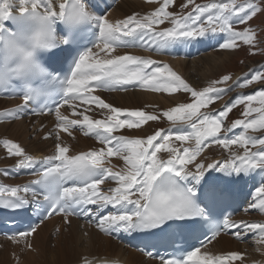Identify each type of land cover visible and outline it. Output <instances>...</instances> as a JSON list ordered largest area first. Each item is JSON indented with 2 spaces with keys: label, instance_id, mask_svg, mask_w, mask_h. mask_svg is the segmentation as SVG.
I'll return each mask as SVG.
<instances>
[{
  "label": "snow or ice",
  "instance_id": "1",
  "mask_svg": "<svg viewBox=\"0 0 264 264\" xmlns=\"http://www.w3.org/2000/svg\"><path fill=\"white\" fill-rule=\"evenodd\" d=\"M146 3L159 6L144 15L133 13L112 21L106 15L90 11L87 0H0V91L9 98L22 100L16 109L0 112V119H21V114L28 110L44 115L43 109L36 112L30 106L42 95L54 91L61 97L54 109H48V113L54 111L57 121L53 155L38 161L18 143L4 141L8 155L19 158L17 169H31L38 164L41 168L35 173L38 179L31 181L36 187L0 185V208L21 210L42 196L48 206L44 218L61 215L68 224L69 217L86 216L108 235L117 231L129 235L164 234L175 237L174 242L179 243L201 222L212 221L217 206L229 194L227 185L257 170L264 172V136L247 135L249 130L264 131V88L238 96L211 115L201 109L222 99L231 89L209 86L198 91L166 64L130 54L113 55L137 42L154 53H162L174 45L209 34L226 35V42L220 45L225 50H235L241 43L256 48L260 41L249 22L264 12V0H219L203 5L185 0L180 8L191 6L187 13L168 10L175 0H146ZM165 23L171 26L160 27ZM237 25L245 27L237 30ZM89 29L96 30L92 33L96 41L92 48L81 52L83 33ZM100 52L105 53L104 58H100ZM69 58H73L72 63L64 68ZM58 72L65 73L63 78ZM229 80L231 77L225 75L212 84H226ZM253 83L264 85V69L253 71L234 88H247ZM128 86L169 95L182 90L190 94L192 102L179 103L157 115L122 109L94 94L98 90L127 91ZM253 102L261 107H251ZM238 104H245L241 113L244 119H236L225 131L237 128L243 131L232 137L221 136L224 120ZM65 106L71 109L70 115L60 111ZM96 109L104 113L103 119H93L87 114ZM253 113L258 116L248 119ZM161 116L172 126L186 125L190 131L181 129L173 133L171 129H160L144 138L115 134L124 129H139ZM77 128L85 136H94L103 147L69 155L70 148L63 143L60 133L72 137ZM51 135L48 133L45 139ZM173 140L179 141L180 146H174ZM191 141L194 146H183ZM213 144L226 150L236 145L244 151L225 161H198L197 157ZM162 152L168 154L167 158L158 156ZM113 156L123 160L126 165L123 172H113L106 166L108 158ZM189 164L193 167L189 168ZM211 170L222 172L224 177L212 176ZM109 178L117 187L106 194L100 186ZM256 191L260 203L249 207L264 212V184ZM109 206H119L120 210L105 213ZM222 225L225 229H235L232 234L237 239L252 232L257 243H264V223L237 222L225 216ZM35 231L36 226H32L19 236L26 238ZM219 234V229H214L211 237L201 241V247H206ZM201 247L190 252L179 249L187 253L186 258L174 255L160 259L162 264H234L243 259L238 252L201 253Z\"/></svg>",
  "mask_w": 264,
  "mask_h": 264
},
{
  "label": "bare ground",
  "instance_id": "2",
  "mask_svg": "<svg viewBox=\"0 0 264 264\" xmlns=\"http://www.w3.org/2000/svg\"><path fill=\"white\" fill-rule=\"evenodd\" d=\"M113 9L107 13V17L112 20L124 19L133 13L140 15L147 14L155 10L158 6L155 3H146V0H121L120 2H113ZM165 27V25L163 26ZM159 30V29H157ZM227 37L224 34L206 35L205 37L197 38L187 43L174 45L162 53H154L151 50L145 49L139 45L134 52L130 49H118L113 55L130 54L140 56L143 58L152 59L161 65H168L173 71L180 75L184 80H188L195 86L206 85L205 83L214 80L215 77L221 76L227 71V64H231L234 58V53L231 51L220 52L218 46L222 42H226ZM195 46V53H192V46ZM180 50V53L173 54L172 50ZM99 52V49H93ZM198 50H203L201 54L196 53ZM203 54V55H202ZM199 55V56H198ZM202 55V56H201ZM105 53L102 52L100 58H104ZM236 74V79L241 78L240 73ZM235 79V80H236ZM231 84H234V81ZM230 84H228L229 87ZM262 84L255 85L251 89L262 88ZM227 87V88H228ZM234 88V86L229 87ZM179 92V91H178ZM182 92V91H181ZM242 92V91H241ZM177 93V92H176ZM180 93V92H179ZM95 95L101 96L107 102L122 109L144 110L150 108L163 107L169 109L182 102V95H169L163 92L146 91L142 87L126 92H112L103 93L95 92ZM234 96L228 95L226 98L220 99L219 106L222 107L232 102ZM19 102L16 100L0 99V112L12 111L16 109ZM83 110V109H80ZM65 115H70L71 109L67 106L60 109ZM212 112V111H211ZM151 113V112H150ZM216 113V112H215ZM93 119H103L104 113L96 109L87 113ZM70 118H77L71 117ZM56 118L55 115L39 116L28 119H0V185L7 187H23L29 185L33 177H22L14 173L17 168L18 157H10L4 148V141L11 140L18 143L25 151L32 155L36 160L42 161L44 158L54 154V144L56 143ZM173 133L183 130L190 131L186 125L169 128ZM157 131L156 125L150 121L139 129H124L115 133L116 135H125L130 138H144ZM168 131V130H167ZM52 133L51 137L45 139L48 133ZM63 138V143L69 146V155L78 154L80 152H87L90 150H97L103 145L99 144L94 136H85L81 131L73 132L70 137L65 133H60ZM234 136L233 133H223L221 136ZM74 137V138H73ZM188 142L187 147L194 146V141ZM174 146H180L179 141L173 140ZM232 148V147H231ZM242 155L237 153V148L224 149L219 145L213 144L197 157L198 161L205 163H213L215 161H225L232 158L233 155ZM167 153H159L158 156L167 158ZM108 166L112 168L113 172H123L126 168L123 160L119 157L108 158ZM189 168L193 166L188 165ZM5 171L8 175H4ZM209 173H206L208 175ZM212 176L224 177L222 172L211 170ZM225 179H227L225 177ZM102 184L101 190L106 194H111L110 189L117 187V184L110 178ZM241 188L244 185L248 186L256 182L254 188H259L264 184V172L256 171L250 176H244L238 181ZM247 192V191H246ZM251 194V192L249 191ZM20 195H24L20 193ZM258 193L250 197L253 199ZM258 198L255 204H259ZM96 206V205H95ZM249 206V204H248ZM246 207L238 217L233 221H245L252 223H264V212H259L257 208ZM114 212L119 211V206L113 208L109 206ZM132 206H128L131 209ZM257 212V214H249L250 212ZM112 211V212H113ZM249 212V213H248ZM249 217L245 218V216ZM244 217V218H243ZM242 219V220H241ZM245 219V220H244ZM70 223H64L63 217L50 218L48 221L42 223L36 228L35 233L31 236L14 239L0 238V264H103L107 262H123L125 264H161L152 261L137 252H134L122 242L116 239L115 236L110 238L96 227V225H89L82 223L79 220L69 218ZM253 235L252 232L247 235ZM254 238V236H253ZM28 241L25 246L20 244V241ZM239 240L234 235L226 236L222 233L216 240L201 250V253L211 252L216 255L227 254L232 252L241 253L242 260H237L234 264H264V243H257L253 239L254 247L246 244H240ZM30 246V247H29Z\"/></svg>",
  "mask_w": 264,
  "mask_h": 264
},
{
  "label": "rangeland",
  "instance_id": "3",
  "mask_svg": "<svg viewBox=\"0 0 264 264\" xmlns=\"http://www.w3.org/2000/svg\"><path fill=\"white\" fill-rule=\"evenodd\" d=\"M184 2H185V0H175L174 6H170L168 10L169 11H172V12H177V13H180V12L187 13V12H189L191 10V6H189V8H187V9H181L180 8V5L183 4ZM195 2L197 4L203 5V4L213 3V2H219V0H195ZM238 2H242V0H238ZM155 4H157V3H155ZM158 6H156V7H158ZM164 25H165V27H170L171 26L168 23H165ZM164 25H161L160 27H163ZM249 26H251L255 30V32L257 34V39H258V41H260L259 45L256 48H250L248 46L243 45L242 43L235 50H225V49L220 48L219 49L220 52L231 51L235 55L234 58H233V60L231 61V64H227L228 65L227 66V71L224 74H222L221 76L215 77L214 80L210 81V83L209 82L205 83L206 84L205 86L204 85H202V86L201 85L200 86L199 85L198 86H195L192 83H190L188 80L185 79V81L190 86L194 87L198 91L203 90L204 88L209 87V86H215V87H219V88H227L228 87V84H230L229 87H232L239 80H241V79H247L253 71H259L261 69H264V12L258 13L257 16L254 17L249 22ZM243 27H245V26L244 25H237V30H242ZM250 52H255L256 54L255 55H252V54H250ZM244 69H246V70L243 73H240L241 78L236 79L235 78L236 77V74H238L239 72H241ZM225 75H229L231 77V80H229L226 84H221V85H213L212 84L213 81L219 80V79H221ZM233 80H235L234 81V84H231ZM259 84L260 83H253V84H251L247 88H238V87L229 88L228 87L227 89H231V90L228 91L226 94H224L223 97L226 98L228 95L229 96L232 95V96H234V98H233V100H234L235 98H237L240 95H247V94L254 93V92L258 91L261 88H257V90H255L254 92H250V93H247V92L251 91V89L253 88V86L259 85ZM262 87H264V85ZM181 91H179L180 93L177 92V93H174L172 95H175V94L176 95L177 94L182 95L181 97H184V98H182V102L181 103H189V102H192V98H191L190 94L189 93H185L183 91L181 92ZM219 102H220V99L216 100L214 103H212L211 105H209L207 108L201 109V112L208 113V114H211V115L217 114L219 111L223 110L224 107H225V106L218 107L219 106ZM251 107L258 108V107H261V105H259L258 102H253L252 105H251ZM152 109H154V110H151L150 111V108L146 109L147 110V113H150L151 112V114H157V115H159L163 111L168 110V109L163 108V107L152 108ZM244 110H245V104H238L236 107H234L233 108V111L224 120L223 128H222V131H221L220 134H223V133H233L234 136L240 134L243 131L241 128L234 129L233 131H230V132H226L225 129L230 128L231 127V124L236 119H244V117L241 115V113ZM257 116H258L257 113H253V115L250 116V117H248V119H253V118H256ZM153 122L156 125L157 130L163 129V130L167 131L170 127H174V126H172L170 124V122L166 118H164L162 116H161V118L158 121H153ZM177 126H180V125H177ZM247 135L260 137V136H264V131H262V132H255L254 133V132H251L249 130L248 133H247ZM189 143H192V142H189ZM186 145H188V143L184 144L183 146H186ZM233 148H237V153L243 154V151L244 150L241 149L239 146L233 145L232 148H230V150H232ZM251 150L252 151H257L258 149L257 148H252ZM254 192L256 193L257 191L254 190ZM258 198L259 197L257 195L255 197L256 201H257ZM250 205H252V204H250ZM255 211L256 210H254L253 212H250V213L248 212V213L249 214H252V215L253 214L255 215V214H257V212H255ZM258 211L260 212V210H258ZM246 217L248 218L249 215L248 216H245V218ZM27 242L28 241L22 240V241H20V244L22 246L23 245L25 246V244ZM245 242L246 243H243V244L248 245L251 242L250 243V246L251 247H254L255 246L254 243H253V237L252 238H247Z\"/></svg>",
  "mask_w": 264,
  "mask_h": 264
}]
</instances>
